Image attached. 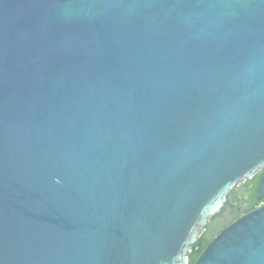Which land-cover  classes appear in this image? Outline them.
<instances>
[{
  "label": "water",
  "instance_id": "95a60500",
  "mask_svg": "<svg viewBox=\"0 0 264 264\" xmlns=\"http://www.w3.org/2000/svg\"><path fill=\"white\" fill-rule=\"evenodd\" d=\"M263 168L264 0H0V264H189ZM196 264H264V205Z\"/></svg>",
  "mask_w": 264,
  "mask_h": 264
},
{
  "label": "flooded vegetation",
  "instance_id": "af4514ba",
  "mask_svg": "<svg viewBox=\"0 0 264 264\" xmlns=\"http://www.w3.org/2000/svg\"><path fill=\"white\" fill-rule=\"evenodd\" d=\"M262 171H264V168ZM261 172H259L257 175H259ZM263 176L264 174L261 176V179ZM255 177L245 181L244 183L240 185L235 186L228 193L226 197V202L224 204V207L225 206L227 207L226 217L230 218L231 215H234L236 213L242 214L251 208H254V207L259 208L261 205H264V197L261 198L260 192H259L261 179L259 183H257L254 180ZM245 214H242V216ZM211 220L209 221L208 225L211 223ZM215 224L216 223H214V225Z\"/></svg>",
  "mask_w": 264,
  "mask_h": 264
},
{
  "label": "trees",
  "instance_id": "16d2710c",
  "mask_svg": "<svg viewBox=\"0 0 264 264\" xmlns=\"http://www.w3.org/2000/svg\"><path fill=\"white\" fill-rule=\"evenodd\" d=\"M264 174V171H262L259 175L255 177V181L259 183L261 176ZM257 207L251 208L247 211H245L242 214L252 212ZM226 212H227V207L225 206L221 213L216 215L212 220L211 223L207 226L205 232L203 235L200 237L198 242L194 244L191 247V252L189 254V264H196L197 259L199 258L200 254L205 250V248L208 246V244L215 238L217 237L223 229L231 225L234 221L239 219L242 214H234L231 215L230 218L226 217ZM214 223H216L214 225Z\"/></svg>",
  "mask_w": 264,
  "mask_h": 264
}]
</instances>
